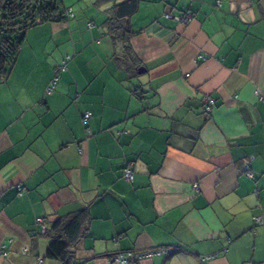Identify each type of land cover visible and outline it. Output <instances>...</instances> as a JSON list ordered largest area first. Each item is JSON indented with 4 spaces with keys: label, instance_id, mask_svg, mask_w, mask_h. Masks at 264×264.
Instances as JSON below:
<instances>
[{
    "label": "crops",
    "instance_id": "0c3cea01",
    "mask_svg": "<svg viewBox=\"0 0 264 264\" xmlns=\"http://www.w3.org/2000/svg\"><path fill=\"white\" fill-rule=\"evenodd\" d=\"M123 1L63 0L0 82V264H64L53 225L84 209L77 264H264V0Z\"/></svg>",
    "mask_w": 264,
    "mask_h": 264
},
{
    "label": "trees",
    "instance_id": "16d2710c",
    "mask_svg": "<svg viewBox=\"0 0 264 264\" xmlns=\"http://www.w3.org/2000/svg\"><path fill=\"white\" fill-rule=\"evenodd\" d=\"M138 8L139 0H124L118 4L117 14L119 17L131 16ZM68 10L63 0H0V82L9 76L27 31L45 22L71 19L74 13L72 10L73 16L67 15ZM117 17L112 16L108 21L114 43H124L125 49L130 50L129 41L133 31L123 29ZM123 60L127 65H132L127 57ZM61 67L60 71H64ZM88 219L87 209L58 218L52 228L49 255L62 260L64 264H77L75 246L87 229Z\"/></svg>",
    "mask_w": 264,
    "mask_h": 264
},
{
    "label": "built area",
    "instance_id": "2783aa9c",
    "mask_svg": "<svg viewBox=\"0 0 264 264\" xmlns=\"http://www.w3.org/2000/svg\"><path fill=\"white\" fill-rule=\"evenodd\" d=\"M67 15L73 16L72 9L68 10ZM165 17L166 18H172V15L171 14H165ZM191 17H192V14H186V15H183V16L175 17V19L177 21H179V22H182V23L186 24L191 19ZM89 26L93 27V23H89ZM201 57L204 58L203 56H201ZM61 69L62 70L66 69L65 62H64V65L61 67ZM58 78H59V74H57L56 77L51 81V83H50V85L48 87V91H51L55 87V84H56V81H57ZM203 104H204V112H205V114L206 115H210L212 110H213V107H214V100L211 97H209V96L207 97L206 96L203 99ZM90 118H91V113L90 112H86L84 114V116H83V121L84 122H88ZM248 174L252 175L251 172H248ZM124 178L127 181H133V179H134V171L131 168H129V167L126 168L124 170ZM194 187L196 189L199 188V186L197 184H195ZM20 190H22V188H20ZM257 220H259V219H257ZM37 222L41 224V226L43 228V231H45L44 230L45 226H44L43 219L42 218H38ZM3 248H4L3 246H0V253L5 255V251H4ZM160 253H161L160 250H151V251H143V252H137V251L130 250V251H123V252L117 253L116 255L112 256V259L114 261L118 262L119 264H128L133 259L139 260V259H143V258H146V257H151V256H153L155 254H160ZM41 262H42V260H41Z\"/></svg>",
    "mask_w": 264,
    "mask_h": 264
}]
</instances>
